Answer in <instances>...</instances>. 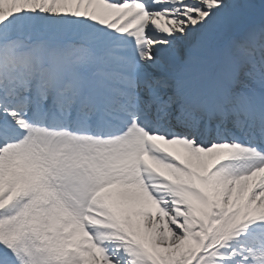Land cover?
Masks as SVG:
<instances>
[{"label": "bare ground", "instance_id": "1", "mask_svg": "<svg viewBox=\"0 0 264 264\" xmlns=\"http://www.w3.org/2000/svg\"><path fill=\"white\" fill-rule=\"evenodd\" d=\"M177 2L161 0L160 6L149 13L137 6L117 5L114 0H0V41L8 35L10 42L24 35L25 44L32 46L23 57L39 53L46 60L59 55L58 64L52 60V66L64 78L68 77L65 65L69 69L73 63L68 53L80 47L68 46L63 53L59 46L49 45L46 40L52 30L71 35L70 39L80 35L91 46L107 45L108 58L104 60L110 72L118 73L122 65H135L131 61L145 59L148 53V70L134 73L128 82L141 84L142 77L150 73L153 78L148 89L157 90L160 96H166V90L173 93L177 85L196 90L203 77L210 82L206 73L213 77L210 70L213 66H218L228 77L238 79L241 66L254 61L258 64L257 53L250 49L243 51L235 46L214 49L209 44L216 30L222 27L238 38L249 34L255 43L260 31L249 23L257 17V10H253L249 0H225L223 6L216 5L217 9L214 6L212 13L203 18L198 19L202 14L192 17L190 31L179 42L184 51L182 60L175 51L178 41L169 34L172 31L177 34L176 27L182 26L177 22ZM230 48L239 52L238 58L231 54ZM13 49V45L0 43V66L18 62L21 56ZM260 54L264 60V51ZM184 80L190 81L184 84ZM163 82L167 83L163 85L166 89L161 87ZM242 89L244 85L240 86ZM203 90H208V84ZM146 92L152 95L151 91ZM186 97L187 94L176 96L175 100L183 104ZM14 122L17 124L20 118H14ZM78 142L91 149L89 142L70 140L65 135L51 144L35 128L25 133L12 129L9 135H0V249L4 248L0 262L28 264L24 250L33 249L29 264H123L126 260L128 264H231L234 257L236 262L241 260L239 245L246 237L243 227L248 229L253 224L264 223V204L259 202V197L264 195L258 196L264 192V161L251 176H243L244 192L229 191V184L239 185L240 181L229 183L227 180L223 184L220 179L215 184L211 179L217 175L211 172V166L222 154L217 150L224 148L206 149L198 154L199 148L185 141L155 137L152 146L158 149L163 146L162 162L157 165L158 175L147 177V184L153 187L148 195L140 198L136 193H122L131 174L129 169L122 168L120 175L125 179L117 185L121 192L113 196V191L119 190L107 185V197L96 201L84 222L82 201L88 191L101 187L99 184L108 177L96 165L99 160L79 150ZM71 149L81 151L94 176L95 180L85 187L76 188L70 180L76 177L73 170L70 177L63 175ZM105 150H114V145ZM115 157L116 162L124 159L120 153ZM107 163L109 160L101 166L107 169ZM180 167H191V171L184 174ZM169 179L184 183L180 191L169 185ZM252 194L257 198L253 199ZM169 203H174L170 210ZM161 208H167L168 212ZM27 210L46 215L51 224L44 225L30 213L32 219L21 214ZM257 214L259 217H255ZM27 228L36 235L30 242L23 234ZM36 240L42 246L32 243ZM67 246H72L73 251L65 252Z\"/></svg>", "mask_w": 264, "mask_h": 264}, {"label": "rangeland", "instance_id": "2", "mask_svg": "<svg viewBox=\"0 0 264 264\" xmlns=\"http://www.w3.org/2000/svg\"><path fill=\"white\" fill-rule=\"evenodd\" d=\"M254 8L253 10H258L262 8L261 6L264 5V0H249ZM225 4V0H180L179 4L177 6L178 8V16H179V23H182V26L176 27L179 29V32L176 34L172 32V37L177 39V44L175 50H177V56L181 59L183 57V46L180 44V41H183L184 35L188 34L190 31V25L193 22L191 19L192 17L196 16L197 14H202L198 17V19L203 18L204 15L208 13H212V9L216 5L223 6ZM217 9V7H216ZM219 9V8H218ZM258 14V13H257ZM250 23H253L252 20H250ZM260 23H253V26L260 29L259 27ZM215 38H214V44H225L227 45L230 43L232 45V41H234L236 44L239 43L238 47H241V45H244V42H241L244 40L243 37L238 38V40H233V36H231L230 31L226 27H222L220 30H216L215 32ZM18 41H21L23 39L24 35H18ZM5 40L2 43L9 42V35L5 36ZM50 39V38H49ZM47 39V40H49ZM243 39V40H240ZM61 41V40H60ZM241 42V43H240ZM250 42V41H249ZM8 45V44H7ZM215 46V45H214ZM262 51H264V45H261ZM248 69V68H247ZM246 73H249L246 69L243 71V74L246 75ZM253 75L256 76L255 72H252ZM25 214V212H22ZM28 238H36V235L34 234L33 230L29 231V234L27 235ZM37 243L40 242V240H36Z\"/></svg>", "mask_w": 264, "mask_h": 264}]
</instances>
